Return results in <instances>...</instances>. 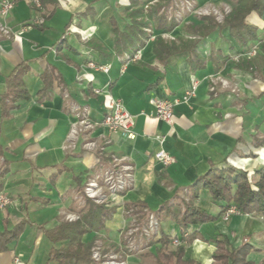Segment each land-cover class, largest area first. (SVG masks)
Returning a JSON list of instances; mask_svg holds the SVG:
<instances>
[{
  "label": "crops",
  "instance_id": "0c3cea01",
  "mask_svg": "<svg viewBox=\"0 0 264 264\" xmlns=\"http://www.w3.org/2000/svg\"><path fill=\"white\" fill-rule=\"evenodd\" d=\"M14 1L8 17L0 18V26L11 32L0 33V192L12 200L0 210V232L24 226L18 239L0 251V264H59L51 258L54 246L46 231L80 220L85 183L115 163L133 168L131 186L110 197L113 210L104 221L106 226L120 214L121 230L86 234L84 243L96 242L98 236L118 243L119 234L134 224L129 209L139 210L136 223L144 227L147 216L188 201L193 184L212 167L232 165L257 179L264 166V12L247 19L258 29V40L250 47H241L225 28L201 41L204 66L192 71L186 56L160 62L154 54L157 37L176 43L199 40L187 27L213 15L210 11L223 14L222 21L213 15L223 23L237 0H176L167 14L178 25L166 33L148 29L136 60L117 55L114 46L112 20L125 28L129 0H40L41 8ZM157 1L141 3L146 9ZM219 52L222 57L215 60ZM90 62L110 69L92 70ZM20 65L28 68L23 76L28 99H6L8 77ZM45 73L52 76L48 89ZM193 80L198 81L196 93L185 102ZM113 98L134 118V140L103 125ZM161 98L175 103L172 125L155 116L150 101ZM75 128L78 133L72 137ZM160 135L166 136L165 149L174 159L165 169L154 159ZM196 205L216 220L189 227L200 237L187 247L185 259L212 264L217 245L201 236L222 235L236 246L249 243L256 249L249 258L264 260L261 216L236 213L225 220L224 204L214 202L207 190L200 191ZM67 215L78 219L70 222ZM159 222V231L180 238L174 219L161 215ZM146 250L128 257V264H156L155 248Z\"/></svg>",
  "mask_w": 264,
  "mask_h": 264
},
{
  "label": "trees",
  "instance_id": "16d2710c",
  "mask_svg": "<svg viewBox=\"0 0 264 264\" xmlns=\"http://www.w3.org/2000/svg\"><path fill=\"white\" fill-rule=\"evenodd\" d=\"M129 1L126 9L129 22L125 28L121 30L117 22L112 20L117 55L134 56L148 40V29L166 33L171 32L178 25L175 17L169 19L164 12L175 0H158L148 9H145L141 0ZM263 12L264 0H237V5L233 7L229 15L225 16L223 23H219L215 16L209 15L201 17L200 23H193L187 27L191 34L200 37L199 40H180L176 43L167 42L159 36L155 41L154 54L165 65L172 57L186 56L190 69L196 71L204 66V60L198 52L202 40L229 28L233 38L241 47H250L258 40V29L247 19L252 13L262 15ZM260 45L264 50V43ZM219 57H222L220 52L214 59ZM223 59L227 60V57ZM27 71L28 68L25 65H20L8 77L7 92L4 96L6 99L11 95L15 98L28 99L23 83V76ZM51 80L52 76L45 73V89L50 87ZM256 176L257 179H251L248 172L232 165L226 169L212 167L207 174L193 184L188 201L182 199L180 204L166 205L156 213L159 221L161 215L174 219L181 233L180 238L174 239L160 230L157 236L149 240V245L155 248L156 264H201L185 259L187 247L194 239L200 237L198 233H190L189 227L216 220V217L196 205L201 190H207L214 202L224 204L221 214L233 206L239 214L258 215L264 218V166L256 172ZM81 192L83 194V188ZM84 199L85 208L80 220L73 223H61L55 229L46 231L47 237L54 246L51 258L59 264L93 263L91 256L96 238L84 243L82 237L104 229V221L111 214L113 206L109 203L96 204L86 197ZM23 226L19 224L13 229L0 232V251L5 250L11 242L18 239ZM201 238L217 245L212 264H264V260L256 263L249 258L250 254L256 251L249 243L236 246L222 235L208 239L202 236ZM174 240L178 241L177 245H174Z\"/></svg>",
  "mask_w": 264,
  "mask_h": 264
},
{
  "label": "built area",
  "instance_id": "2783aa9c",
  "mask_svg": "<svg viewBox=\"0 0 264 264\" xmlns=\"http://www.w3.org/2000/svg\"><path fill=\"white\" fill-rule=\"evenodd\" d=\"M27 1L32 3L36 8H41L40 0ZM15 4L14 0H0V18L5 19L8 17L14 9ZM0 33L6 36L11 34L9 29L5 26H0ZM135 55L132 60H136L137 57ZM88 67L92 70L105 73H108L110 69L109 65H97L93 62L88 63ZM197 87L198 81L193 80L191 87L186 91L184 97L185 102L195 95ZM150 103L154 107L156 118L168 125H172L175 103L167 98L151 99ZM103 125L110 133L121 131L123 135L130 140L136 138V134L133 132L134 118L119 99H112L110 111L105 115ZM77 133L78 130L75 128L71 136L74 137ZM156 140L159 143V148L154 153V159L159 166L165 169L173 163L174 159L165 149L166 136L160 135ZM132 180L133 168L126 164L115 163L111 168L100 171L97 175L89 178L84 185L83 193L86 198L92 200L96 204L108 203L111 196L125 192L131 186ZM11 203V198L0 192V210L7 208ZM236 213V209L231 206L224 212L223 217L225 220H228L231 215ZM66 219L72 222L76 221L78 217L75 215H67ZM149 219L151 221L150 227L154 229L156 226L159 232L160 222L157 216L150 215ZM262 220L264 222V218H262ZM145 232L147 233L148 231L145 230ZM174 244H178V241L174 240ZM92 258L96 264H127V261L120 259L118 255H103L100 247L93 249ZM16 263H18V259H16Z\"/></svg>",
  "mask_w": 264,
  "mask_h": 264
},
{
  "label": "rangeland",
  "instance_id": "374dc122",
  "mask_svg": "<svg viewBox=\"0 0 264 264\" xmlns=\"http://www.w3.org/2000/svg\"><path fill=\"white\" fill-rule=\"evenodd\" d=\"M174 2L170 6L175 7V5H174L175 3ZM156 3L150 5L149 7L154 6ZM149 7H147L146 9H148ZM168 8H166V10L164 11L165 14L167 15V17H169L168 14L170 13ZM178 9L179 8L176 7L175 10L172 9L171 12L174 13V11H177ZM210 13L215 15V16H218V19L220 21H222L223 14H221L219 11H217V13H215V11H210ZM128 211H129V214H130L129 215V220H133L134 222L133 221L132 222L134 224L133 225H132V223L129 224L127 226V228H125L123 230V233L119 234L120 240H119L118 243L107 241V240H105V238H102V237L98 236V239L96 240V242L94 243L93 248H92V256H93V249L96 248V247H100L101 248L103 255H106V254L118 255V257L120 259H123V260H126V261H127V258L130 257V256H133V255L140 256V255H143L144 253H147L146 249L149 246V242H150L149 240L152 237L157 236V234H158L157 228H156V226L154 227V229L152 227H150V223H151V221L149 219L150 216L149 217L147 216L146 224H145L144 227H142L141 223L140 224L136 223L135 214L139 210L133 209L131 211L129 209ZM119 215L120 214L115 215L114 220L110 219L106 223L105 229L108 231V233L112 232V234H115L116 232L121 230V222L119 221V219H120ZM159 228H160V226H159ZM145 230H147L148 232L146 233ZM139 234L141 236L143 234L144 235V236H142L143 238H140V239L137 238V236ZM174 245H177V244H174ZM92 261H93L92 264H96V262L93 260V258H92ZM127 264H128V262H127Z\"/></svg>",
  "mask_w": 264,
  "mask_h": 264
},
{
  "label": "clouds",
  "instance_id": "9594fccd",
  "mask_svg": "<svg viewBox=\"0 0 264 264\" xmlns=\"http://www.w3.org/2000/svg\"><path fill=\"white\" fill-rule=\"evenodd\" d=\"M209 264H210V262H209Z\"/></svg>",
  "mask_w": 264,
  "mask_h": 264
}]
</instances>
